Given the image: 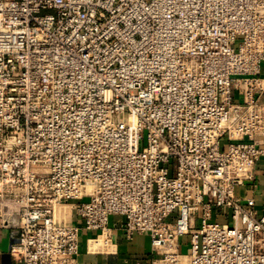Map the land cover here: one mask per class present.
I'll list each match as a JSON object with an SVG mask.
<instances>
[{
  "label": "built area",
  "instance_id": "built-area-1",
  "mask_svg": "<svg viewBox=\"0 0 264 264\" xmlns=\"http://www.w3.org/2000/svg\"><path fill=\"white\" fill-rule=\"evenodd\" d=\"M264 0H0V227L17 264H264ZM242 189L244 195L238 194ZM71 205L78 224L60 222ZM187 245L182 250V240Z\"/></svg>",
  "mask_w": 264,
  "mask_h": 264
},
{
  "label": "crops",
  "instance_id": "crops-1",
  "mask_svg": "<svg viewBox=\"0 0 264 264\" xmlns=\"http://www.w3.org/2000/svg\"><path fill=\"white\" fill-rule=\"evenodd\" d=\"M264 78V68L261 71ZM238 194L244 195L242 189ZM247 195L252 197L259 215L264 214V158L256 165V181ZM60 222L63 224H78L71 205H64L60 208ZM124 220L118 216H112L109 220V227L112 229V246L108 254L95 253L89 250V239L94 238L98 232H80V252L78 264H150L151 244L147 235H136L132 239L125 237L122 230ZM12 232L0 227V264H6L5 255L9 254ZM185 239L182 242V250L186 252ZM10 257V255H9ZM9 264H17L10 257Z\"/></svg>",
  "mask_w": 264,
  "mask_h": 264
},
{
  "label": "water",
  "instance_id": "water-1",
  "mask_svg": "<svg viewBox=\"0 0 264 264\" xmlns=\"http://www.w3.org/2000/svg\"><path fill=\"white\" fill-rule=\"evenodd\" d=\"M4 258H5V260H6V264H9V263H10V257H9V254H6Z\"/></svg>",
  "mask_w": 264,
  "mask_h": 264
}]
</instances>
